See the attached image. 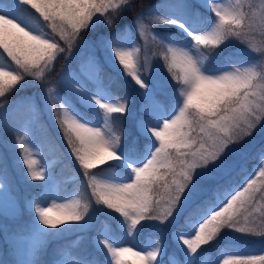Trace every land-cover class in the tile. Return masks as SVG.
Here are the masks:
<instances>
[{
    "label": "snow or ice",
    "instance_id": "obj_1",
    "mask_svg": "<svg viewBox=\"0 0 264 264\" xmlns=\"http://www.w3.org/2000/svg\"><path fill=\"white\" fill-rule=\"evenodd\" d=\"M28 9L42 18L49 33L34 32L23 22L22 14ZM126 10L135 11L131 0H8L7 4H0V49L14 65L0 66V97L25 82V77L43 82L58 59H67L80 42L90 44L94 51L82 61L79 73L47 86L45 99L50 98L57 108L54 119L63 130L83 175L90 181L96 203L122 217L127 222L129 235L138 225L139 229H146L144 221L164 224L177 219L182 207H191L197 212L200 222L194 226V234L188 238L177 237L187 251L177 250L175 255L179 260L172 262L193 264L225 227L244 234L255 233L259 221V227L264 228V206L258 205V201H264V167L255 173L256 179L249 178L222 206L196 207L253 151L252 145L245 144L246 139L257 128L264 132V71H257L255 66L229 67L236 53L222 55L233 44V38L247 39L256 25V14L242 10L239 3L228 8L213 4L215 23L211 31L202 32L172 16L164 21L182 29L190 39V47L169 46L164 51L163 60L171 73L174 92L161 95L151 91L142 78L137 56L140 49L127 46L126 39V33L133 27L143 32L153 22L159 23L160 18L145 20L144 12H139L132 16L131 26L125 23L116 30ZM259 21L264 24V13ZM98 24L106 25L110 31L99 39L85 40V34L95 31ZM250 47L264 58V48L251 44ZM101 49L103 56L97 59L96 53ZM102 62L113 66L118 63L123 73L143 90L140 114L129 122L126 130V146L129 150L139 147L135 140L142 139L141 133L150 134L153 143L144 162L132 167L133 178L127 183L99 181L91 174L98 167L111 166L112 161L122 159L114 151L121 141L117 132H125L118 117L128 112L126 105L111 96L98 76L94 77V91L84 80V72L93 66L98 68ZM213 62L219 66L208 67ZM57 84L75 89L85 97L91 95L94 107L102 111L103 127L89 126L90 123L73 114L60 97L61 88L58 92ZM101 96L115 102H105ZM161 103L165 109L159 107ZM167 109H172L171 113ZM148 115L156 122L145 120ZM20 146L22 163L31 180H44V172L37 170V161L22 141ZM259 157L264 160V145L259 149ZM4 187V179L0 178V189ZM14 209L15 200L0 195V211ZM34 211L42 228L56 229L81 222L87 206L79 201L53 202L49 207L37 203ZM118 218L113 223L117 235L124 227ZM32 232L33 235L24 239L11 236L7 248L9 258L0 260V264H40L34 257L42 247L43 237L38 230ZM100 243L111 257L110 264H160L161 261L159 243L147 251L132 245L119 246L107 239ZM222 264H264V255H230Z\"/></svg>",
    "mask_w": 264,
    "mask_h": 264
},
{
    "label": "rangeland",
    "instance_id": "obj_2",
    "mask_svg": "<svg viewBox=\"0 0 264 264\" xmlns=\"http://www.w3.org/2000/svg\"><path fill=\"white\" fill-rule=\"evenodd\" d=\"M133 1L134 0H131V2ZM237 3L241 5L242 10L248 12L250 15L252 13L256 14V25L252 32L249 33L247 39L238 41L233 38V44H230L228 46V51L222 55H228L229 52L236 53V56L233 58V62L229 67L255 66L257 71H264V58H261L260 54L250 47L251 44L258 48H264V24H261L259 21L260 15L264 13V0H207V3H205V0H157L156 4L147 7L141 12H144L145 20L155 21V19L159 17L160 22L164 23V21L172 16L188 24L189 27L194 26L199 32H202L211 31L212 25L215 23V14L211 11V6L213 4L228 8ZM3 4H7V0H3ZM131 4L135 11L126 10L122 17L123 19H121L122 22L129 24V26H131L130 22L132 16L139 13L136 4ZM148 8H151V11H147ZM21 18L34 32L44 31L46 33V30L50 32L47 25V29L43 30L37 24H34L23 17ZM100 20H103V17H100ZM165 24L166 23H164V25ZM166 25L167 26H160L158 23L153 22L146 31L141 32L133 27V30L126 33V39L129 40L127 46L138 47L140 49L137 56L141 65L142 78L149 85L151 91L157 92L161 95L172 94L174 92L170 78L171 73H167V69L164 68V66L167 68L166 63L163 60L164 51L169 46L190 47V39L182 29L176 25ZM120 26H118L116 30H120ZM108 31L110 30L107 29L106 25L98 24L95 31H90L85 34V40L91 41L93 39H99V36L106 34ZM0 51L2 52V55L0 56V66L9 67L11 65L10 59L5 53H3L2 49H0ZM93 51L94 50L90 44L80 42L73 49V52L67 56V59L61 58L55 62L54 69L47 76L46 80L41 82L34 77H25V82H22L21 85H17L4 97H0V144L2 143L3 136L8 131L17 129L18 132L20 131L19 134L26 137V140L29 142L34 158L37 161L36 168L42 170L45 174L44 185L46 196L44 199L35 202V204L40 203V206L42 207H49L53 202L69 203L70 201H74L69 197L78 195L80 192L83 194L86 192L87 194V202L82 204V206H87V212L85 213L84 219L81 222L76 223V225H73V227L67 231H56L54 235L50 237V241L55 245L57 242L75 239L73 246H76L77 248L81 247L83 243H87L94 252L93 258L89 263H86L85 261L80 263L77 262L70 253H67L64 256H61L56 264H110L111 257L110 255L107 256L106 252L103 250V245L100 243L103 239H107L113 244L119 246L132 245L143 251L151 250V247L159 242L149 235L144 238L139 235L144 231L148 232L149 230H152V232L155 233H162L163 240L165 242L168 241V236L170 234L172 235L171 229L178 226L181 217L190 208L182 207L178 210L177 219L164 224H161L158 221H144L143 223L147 224L146 229H139L138 225L137 229H134L133 233L129 235L127 232V222L124 221L122 217L118 218V214L113 212V210H109L106 206L96 203V198L92 195V189L89 186L90 181L83 175V170L79 167L78 161L75 160L70 146L66 142L63 130L54 119L57 110L56 105L51 103L50 98L48 100L45 99V96L47 95V86L54 84L56 81L68 77L71 74L79 73L82 61L92 54ZM96 55L97 59H101L103 56V50L101 49ZM205 63L207 64V61H205ZM11 66L14 67V65ZM217 66H219L218 62L208 64V67L211 68ZM98 74L109 76L113 80L121 81L125 85L131 103L129 105L124 103L128 108V112L126 115L118 117V120L121 128L127 130L129 122L135 120L140 114L139 109L142 101L141 93L143 90L140 89L130 77H127V75L123 73L122 66H119L118 63L116 66H113L112 64L102 62L98 68L95 66L90 67L83 74L88 87L93 91L95 90L94 77L98 76ZM262 83H264V81H262ZM56 87L58 92L61 88L59 95L73 114L82 117L84 122L90 123L89 126L103 127L102 111L98 106L94 107L95 102L91 99V95L85 97V95L78 93L77 90L65 87L61 84H57ZM107 91L110 92L112 97H115L117 102L122 103V100L116 97L111 90L107 89ZM100 99L105 102H115V99L109 100L104 96H101ZM159 107L165 109L163 103H161ZM167 111L171 113L172 109H167ZM176 111L178 112V109H176ZM40 117L45 119L48 127L57 138L58 144L65 150L66 157L72 164L75 170V175H77L76 183L71 186V194L61 200H58L56 196V179L52 175V168L50 170L48 154L43 152L42 146L36 143L34 137V125L36 120ZM145 120L151 123L156 122L155 118L151 115L145 116ZM137 130L139 131V129ZM124 134H126V136L121 139L120 143L114 149L122 159L112 161L111 166L105 165L93 170L91 174L95 175L97 180L117 184L130 182L133 178L132 167L139 166L144 162V159L147 158L146 154L150 151V145L153 143L150 134L141 133L142 139L137 138L135 140V143L139 145V147L133 150H129L125 147L127 131H125ZM263 139L264 132H261V130L257 128L253 136L246 139L245 144L254 147ZM246 159L232 171L241 168L245 164ZM115 165H118V168H116ZM10 171H12L13 182L19 186L22 182L20 181V176L18 175L17 170L10 163L4 161L0 155V178L4 179V174H9ZM238 188L239 186L222 188L220 184V186L214 189L210 195L216 197V204L209 205L207 208L216 205L222 206V203L227 198H230L231 195H234ZM6 195L12 197L8 193ZM210 196H205L203 199ZM31 198H35L34 194H32ZM258 205L264 206V201H258ZM19 210H21V208L18 202L15 201L14 211L17 213ZM257 215H259V213H257ZM117 218L124 224L123 229L119 230V235L116 234L117 229L113 228V223L116 222ZM4 222L5 221L0 219V224ZM198 222H200L199 219L192 225L193 230L194 226H198ZM27 229V235L16 237L24 239L33 235L32 230L40 231L42 228L38 224V217L35 216L31 219ZM177 229L181 228H176V231L179 232ZM138 230L139 234H137ZM260 233H264V228H260L259 221H257L255 233L244 234L234 231L231 228H227L222 235V241L230 242L231 244L234 243V247L239 243L242 245L253 246L252 248L254 249L255 246L264 245V235H261ZM160 245L162 246L160 264H165L162 262L166 254V249L162 244Z\"/></svg>",
    "mask_w": 264,
    "mask_h": 264
},
{
    "label": "trees",
    "instance_id": "obj_3",
    "mask_svg": "<svg viewBox=\"0 0 264 264\" xmlns=\"http://www.w3.org/2000/svg\"><path fill=\"white\" fill-rule=\"evenodd\" d=\"M131 3H135L137 10L141 12L146 9L145 4L147 7H149L156 4L157 0H134ZM22 17L37 24L43 30L47 29L42 18H40L38 14L34 13L33 10H25L22 14ZM123 23L125 22L120 20L117 24V27ZM158 25L167 26L161 22H159ZM46 33H49V31L46 30ZM1 55L2 52L0 51V56ZM164 68L167 69L166 66H164ZM167 73H169L168 69ZM98 77L101 83L105 85L106 89L111 90L116 97L122 100V103L128 105L131 103V100L127 95L126 87L121 81L113 80L111 77L103 76L102 74H98ZM113 128H116L115 124H113ZM19 133L20 132H18L17 129L8 131L3 136L2 143L0 144V155L4 161L10 163L17 170L18 175L20 176V181L22 182L19 186L13 182L12 171H10L9 174H4L5 187L0 189V195H6L7 193L10 194L12 198L18 202L21 210H19L17 213L14 210H9L7 212L0 211V219L5 221L4 223L0 224V251H2L0 260H7L9 258L7 255L9 239L14 234L22 235L27 233L29 221L31 220L32 216H36L34 211L36 207L35 202L45 198V190L42 188L43 180H31V177L27 173L26 166L22 163L23 150L20 146L21 141L23 142L24 147L29 150L31 157L33 159L35 158L32 153L33 151L29 146V142L26 140V137ZM34 134L37 142L41 144L44 152L48 154V158L50 159V168H52L53 175L56 176L58 199L61 200L68 196L71 186L76 183L77 175H75V170L67 159L65 150L58 144L57 138L48 127L44 118L40 117L36 120ZM117 135H120L121 139L126 136V134L119 131L117 132ZM262 145H264V140L253 147V151L248 155L245 164L241 168H237L236 170L232 171L231 174L221 181L220 184L222 188H229L233 185L243 186L246 184L249 178H257L255 173L259 171L260 167H264V160L260 159L259 157V149ZM32 194H34L36 199L31 198ZM87 199L88 197L86 192L84 194L80 192V194L72 197L71 200L79 201L82 205L87 202ZM215 199V196L204 198L196 207L206 208L207 206L214 204ZM59 204L66 203L61 202ZM198 217L199 216L197 212H195L193 208L190 207L182 216L178 226H176L174 229H171L172 235L170 234L168 236V241L166 242L163 240L162 233H155L152 232V230H149L148 232L144 231L139 236L144 238L149 235L162 244L166 249L163 263L172 264L173 261L179 260V257L175 255L177 250H179L181 253L186 252V249L180 243L177 237L179 235H184L186 238H188L193 235V228L190 225ZM73 225H76V223H67L65 225L58 226L56 229L41 227L42 229L39 232L43 237V244L34 259L39 261L40 264H54L58 253L65 251L68 246L71 245L74 239L57 242L55 245H53L52 241H50V237L53 236L56 231L64 232L71 229ZM177 227L181 228L177 229L179 232L176 231ZM227 228L228 227L222 229L220 235L210 245L205 246V249L200 253L199 257L193 261V264H222L223 259L230 255H264V245L255 246L253 249V246L250 245H236L234 247V243L231 244L230 242L222 241V235ZM72 253L78 261H85L86 263L91 262L94 255L93 251L86 243H83L79 248L73 249Z\"/></svg>",
    "mask_w": 264,
    "mask_h": 264
}]
</instances>
